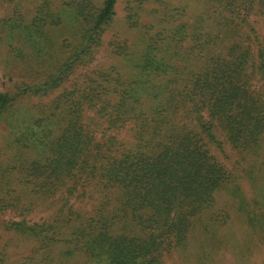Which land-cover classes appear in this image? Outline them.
<instances>
[{
  "label": "trees",
  "instance_id": "1",
  "mask_svg": "<svg viewBox=\"0 0 264 264\" xmlns=\"http://www.w3.org/2000/svg\"><path fill=\"white\" fill-rule=\"evenodd\" d=\"M196 1L197 10L184 7V16L165 15L167 25L154 35L140 34L146 43L131 80L115 66L93 71L55 96L51 112L10 122L17 145L37 153L20 165L25 182L61 204L48 220L23 218L7 228L39 242L75 237L93 264H164L218 191L241 194L240 175L216 148L227 143L241 153L248 162L239 171L251 177L252 158L264 164V0ZM117 2L105 0L85 17L76 53L46 79L15 94L0 92V119L18 112L20 98L60 87L74 63L98 46ZM44 18L4 19L0 26L40 33L53 15ZM89 192L90 213L70 205Z\"/></svg>",
  "mask_w": 264,
  "mask_h": 264
},
{
  "label": "rangeland",
  "instance_id": "2",
  "mask_svg": "<svg viewBox=\"0 0 264 264\" xmlns=\"http://www.w3.org/2000/svg\"><path fill=\"white\" fill-rule=\"evenodd\" d=\"M74 1L48 0L49 10L45 6L43 10L44 0H0V24L4 19L21 22L22 17L24 23L35 19L43 24L46 13L53 15L46 27L39 28L40 33L27 28L10 33L0 26V92L15 94L23 84L43 81L57 64L76 53L87 28L85 17L91 19L105 0ZM184 7L192 12L197 10L198 3L196 0H118L115 15L105 26L98 46L92 54L83 55L82 60L74 63L63 84L47 95L20 98L14 106L18 112L6 113L0 119V264H93L81 244H75V237L39 242L7 228L8 223L23 218L29 223L48 220L61 204L58 200L40 198L25 182L20 165L35 158L37 153L17 145L10 132V122L16 117L34 118L33 114L40 110L51 112L55 96L65 88L88 81L93 71L115 66L131 80L136 74L133 67L140 62L146 43L140 34L148 31L149 36L154 35L167 25L163 22L167 20L165 15L184 16ZM20 112L23 117H19ZM92 114L86 111L87 123ZM216 152L228 168L240 175L241 194L218 191L213 205L199 215L184 245L165 253L164 264H264V164L261 159L252 158L251 177L239 171L240 165L244 167L248 161L244 162L236 149L224 143ZM71 203L73 208L90 213V192L86 197H74ZM63 231L69 235L72 230L64 226Z\"/></svg>",
  "mask_w": 264,
  "mask_h": 264
}]
</instances>
